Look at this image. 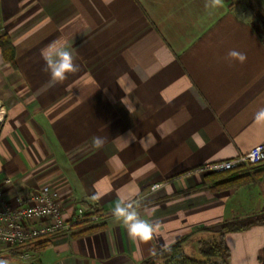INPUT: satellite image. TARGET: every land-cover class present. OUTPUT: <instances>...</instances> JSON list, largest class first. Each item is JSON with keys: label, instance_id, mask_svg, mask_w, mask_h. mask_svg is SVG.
Listing matches in <instances>:
<instances>
[{"label": "crops", "instance_id": "obj_1", "mask_svg": "<svg viewBox=\"0 0 264 264\" xmlns=\"http://www.w3.org/2000/svg\"><path fill=\"white\" fill-rule=\"evenodd\" d=\"M243 1L213 9L210 0H0V35L15 47L12 63L0 46L2 186L15 199L50 184L64 217L79 206L104 215L96 229L4 247L0 260L142 264L183 239L198 255L209 227L264 211V162L248 166L259 175L221 190L204 168L264 144V119L256 118L264 37ZM50 45L68 48L78 65L62 82L45 70ZM229 50L246 61L228 58ZM121 200L157 227L151 240L131 238L113 215ZM225 239L231 264H262L264 225ZM44 240V248L29 247Z\"/></svg>", "mask_w": 264, "mask_h": 264}, {"label": "built area", "instance_id": "obj_2", "mask_svg": "<svg viewBox=\"0 0 264 264\" xmlns=\"http://www.w3.org/2000/svg\"><path fill=\"white\" fill-rule=\"evenodd\" d=\"M263 162L264 144H260L236 157L208 163L204 168L209 172H221ZM5 181L11 182L12 178L6 177ZM160 186V183H155L152 188ZM103 216L95 207L79 206L75 216L66 218L64 207L52 185L44 184L11 199L0 181V249L23 247L57 232L72 235L80 226L101 224Z\"/></svg>", "mask_w": 264, "mask_h": 264}, {"label": "trees", "instance_id": "obj_3", "mask_svg": "<svg viewBox=\"0 0 264 264\" xmlns=\"http://www.w3.org/2000/svg\"><path fill=\"white\" fill-rule=\"evenodd\" d=\"M246 4L252 9L254 26L258 33L264 37V0H246ZM0 46L6 59L15 63V47L11 37L7 33L0 35ZM253 165H242L238 168L209 172L207 177L213 183V189L221 190L245 183L251 177L262 173L263 170L252 172ZM251 169V171H250ZM264 225V211L239 220L222 222L209 227L210 236L202 238L198 242V255L189 253L186 249V240H179L167 248L161 250L142 264H231V250L226 243V234L231 231H242L253 225ZM90 226L88 230L96 229ZM48 245L46 240L29 245L32 249H41ZM264 264V254L260 256Z\"/></svg>", "mask_w": 264, "mask_h": 264}, {"label": "clouds", "instance_id": "obj_4", "mask_svg": "<svg viewBox=\"0 0 264 264\" xmlns=\"http://www.w3.org/2000/svg\"><path fill=\"white\" fill-rule=\"evenodd\" d=\"M106 4L111 3V0H105ZM223 5V0H210L206 2V8H218ZM228 58L236 60L239 63H244L247 56L243 52L237 50H229L227 54ZM42 58L45 61V70L50 72L51 80L53 82H62L67 78L69 73L76 72L78 65L74 63V56L72 52L66 47L56 48L52 45L42 52ZM256 118L264 119V109H261ZM103 139L100 137L93 138V145L97 149L103 146ZM103 194L97 193L93 196L94 200L102 198ZM113 215L117 219H121L127 228L128 234L133 239H139L147 242L153 238L157 227L150 221L141 219L138 211L136 210V204L131 201H118L113 209ZM0 264H7V261L0 260Z\"/></svg>", "mask_w": 264, "mask_h": 264}, {"label": "rangeland", "instance_id": "obj_5", "mask_svg": "<svg viewBox=\"0 0 264 264\" xmlns=\"http://www.w3.org/2000/svg\"><path fill=\"white\" fill-rule=\"evenodd\" d=\"M245 2L246 1H243V2H240V7L241 8H246L247 9V7L249 8V9H251L248 5H246L245 4ZM252 10V9H251ZM248 13H249V17H252V20H254V17H253V11H248ZM248 13H247V16H248ZM216 225H218V224H216ZM216 225H214V226H216ZM195 245V244H194ZM198 246H196V248H197ZM192 251V250H191Z\"/></svg>", "mask_w": 264, "mask_h": 264}]
</instances>
